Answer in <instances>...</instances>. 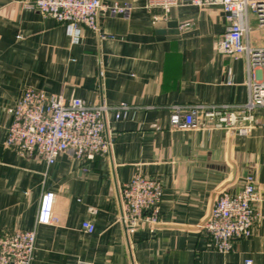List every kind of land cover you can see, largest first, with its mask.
Returning a JSON list of instances; mask_svg holds the SVG:
<instances>
[{
  "label": "crops",
  "instance_id": "0c3cea01",
  "mask_svg": "<svg viewBox=\"0 0 264 264\" xmlns=\"http://www.w3.org/2000/svg\"><path fill=\"white\" fill-rule=\"evenodd\" d=\"M29 1L0 0V235L33 230L31 264H243L246 258L264 264V108L243 136L201 113L196 129L169 122L175 105L237 104L248 97L244 58L215 48L226 26L221 7L184 0L164 14L146 8V0H101L131 9L101 11L99 31L83 28L72 44L64 26ZM169 20L178 33H158L155 23ZM248 22L256 25L250 11ZM253 40L264 45V30ZM26 87L108 105V152L81 162L67 151L47 165L7 147L11 110ZM121 104L128 108L116 118ZM137 173L162 183L161 222L153 231L142 226L127 233L118 218L119 191ZM247 174L260 198L252 233L219 253L201 224L212 197L238 191ZM50 192L55 219L39 223L42 196ZM88 218L93 233L80 228Z\"/></svg>",
  "mask_w": 264,
  "mask_h": 264
},
{
  "label": "built area",
  "instance_id": "2783aa9c",
  "mask_svg": "<svg viewBox=\"0 0 264 264\" xmlns=\"http://www.w3.org/2000/svg\"><path fill=\"white\" fill-rule=\"evenodd\" d=\"M184 0H146V8L160 9L164 14ZM194 6L219 5L226 26L215 44L216 51L232 58L243 57L246 65L248 97L243 103L220 105H175L169 117L170 126L179 129H196L197 116L215 119L214 126L225 129L230 135H247L256 126L255 112L264 108V45L253 40L255 31L264 30V0H187ZM39 13L53 18L64 26L72 44H77L83 28L99 31L98 14H126L129 3L104 4L101 0H30ZM248 11L256 18V25L248 22ZM253 34V35H252ZM104 103L89 104L79 97L65 99L62 95L47 93L33 87L23 89L12 110L6 129L5 145L20 155H38L47 165L55 162L63 152L81 162L106 154L111 140L105 133ZM119 110L128 106L115 107ZM121 214L119 220L127 233L139 227L153 231L160 224V204L163 186L160 180L137 173L120 191ZM53 193L41 199L37 222L50 223ZM260 200L254 178L247 174L242 187L236 192L222 190L215 197L208 218L201 224L209 237L208 245L219 253L232 249L235 240L249 236L256 220L255 203ZM90 214L96 209L90 207ZM86 233H93L90 218L80 223ZM35 245L33 230L14 229L0 235V264H31ZM79 264H94L79 263ZM243 264H253L246 258Z\"/></svg>",
  "mask_w": 264,
  "mask_h": 264
},
{
  "label": "water",
  "instance_id": "95a60500",
  "mask_svg": "<svg viewBox=\"0 0 264 264\" xmlns=\"http://www.w3.org/2000/svg\"><path fill=\"white\" fill-rule=\"evenodd\" d=\"M155 26L158 28L157 29V32L158 33H170V34H175V33H178V29H177V26H178V23L175 21V20H169V21H157L155 23ZM165 28H167L165 30ZM213 203H214V197H212V200H211V204H210V208H209V211H208V215L205 217V219L203 220V222L208 218V216L210 215V212H211V209H212V206H213ZM202 222V223H203ZM160 226V225H157V227Z\"/></svg>",
  "mask_w": 264,
  "mask_h": 264
},
{
  "label": "rangeland",
  "instance_id": "374dc122",
  "mask_svg": "<svg viewBox=\"0 0 264 264\" xmlns=\"http://www.w3.org/2000/svg\"><path fill=\"white\" fill-rule=\"evenodd\" d=\"M250 13H252V12H250ZM253 35V34H252Z\"/></svg>",
  "mask_w": 264,
  "mask_h": 264
}]
</instances>
